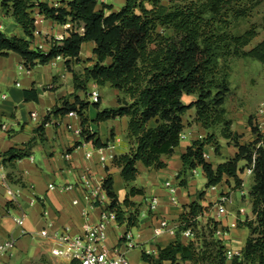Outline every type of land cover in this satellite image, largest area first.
I'll return each mask as SVG.
<instances>
[{
	"label": "trees",
	"instance_id": "obj_1",
	"mask_svg": "<svg viewBox=\"0 0 264 264\" xmlns=\"http://www.w3.org/2000/svg\"><path fill=\"white\" fill-rule=\"evenodd\" d=\"M261 0H126L119 9L106 13L111 5L98 7L99 0H62L50 5L42 0H1L6 14L21 24L27 37L7 34L0 28V54L11 51L23 57V65L32 68L62 55L67 68L73 71L72 62L80 60L82 44L94 41L96 61L78 74L74 71L76 89H86L90 80L99 84L110 82L123 92L117 106L98 108L95 122L128 116L131 147L113 157V164L121 168V175L129 188L120 200L114 176L109 172L103 186L109 195L110 207L116 212L119 223L128 227L139 224L140 212L124 208L135 205L131 195L143 193L133 184L139 174L138 161L155 168L167 165L163 154H172L179 145L185 128L184 115L196 107V120L208 130L203 137L194 139L182 153L183 167L178 173L180 183L186 185L194 169L201 167L207 177L206 186L216 185L226 175L242 182L239 170L253 166V184L249 191L253 218L239 224L250 228V235L242 255L231 259V264H264V150L256 139L241 142V135L232 129V120L226 116L225 101L231 90L230 71L233 58L252 57L264 63V37L249 47L259 33V25L252 23L242 32L233 30L241 19L250 17ZM59 23L73 22L70 34L61 39L52 38L48 51L34 47L35 10ZM83 29V30H82ZM27 98L38 99L36 88L25 90ZM196 99L186 103L184 94ZM89 100L75 95L73 102L64 99L56 105L55 115L75 110L82 122V135L94 139L99 146H107L90 128L87 109ZM44 122L37 128L42 135ZM222 124L221 135L229 138L238 151L216 166L205 156V146L213 145L219 152V135L213 130ZM36 139L23 147L13 146L1 153L4 165L30 156ZM79 144V142L77 143ZM245 160L244 167L239 165ZM108 169V167H107ZM132 183V184H131ZM206 190H200L197 199L186 204L179 218L176 238L159 246L158 254L143 249L142 257L154 264L191 260L193 264H228L226 244L216 236L219 222L209 217L204 226L199 217L209 212L211 205L203 204ZM191 228L194 237L183 239V230Z\"/></svg>",
	"mask_w": 264,
	"mask_h": 264
},
{
	"label": "crops",
	"instance_id": "obj_2",
	"mask_svg": "<svg viewBox=\"0 0 264 264\" xmlns=\"http://www.w3.org/2000/svg\"><path fill=\"white\" fill-rule=\"evenodd\" d=\"M42 1L50 5L62 3V0ZM125 3L126 0H99L98 7L111 5L105 10L106 13H110L119 10ZM0 11L8 15L2 7ZM34 14L36 27L33 46L45 51L51 48L52 38L61 39L68 36L74 27L73 22L59 23L45 17L38 9ZM8 16V24L0 22V28L7 34L27 37L21 24L13 16ZM95 45L92 40L83 42L80 60L72 62L73 71L67 68L65 57H54L47 63H38L32 68L22 69L23 57L19 53L11 51L8 54H0V156L13 146L23 147L31 139H36L30 156L18 159L14 164L4 165L6 180H0V239L14 237L16 244L11 251L1 255L0 264H79L78 260L54 254L52 249L58 245V241L53 236L42 235L40 231L45 227H48L50 233L68 228L72 234H80L84 232L86 223L93 224L99 221L102 206L93 199L85 198L84 173L90 175L96 185L104 181L106 175L111 172L120 200L127 195L129 188L122 178L121 168L113 164L111 157L105 161L100 159L101 153L97 148L102 146L97 145L94 139L86 140L83 137L79 114L68 112L55 115L52 112L56 105H62L64 99L73 102L76 94L82 99H91V91L101 85L112 88L106 97L100 92L101 106L119 104L120 91L110 82L99 84L90 80L86 89H76L74 71L81 74L86 67L94 65ZM230 81L232 82V75ZM32 88H36L38 99L26 97L25 90ZM196 98L194 94L183 95L186 103ZM94 106L89 104L87 109L91 130L96 132L95 137H100L102 142L115 143L112 148L103 146L105 147L103 152L116 155L129 151L131 147L127 137L129 117L122 116L95 122L98 108ZM33 113H36V118L33 117ZM185 115L183 130L185 137L181 138L172 154L162 155L167 163L165 167L155 168L145 165L142 161L137 162L139 174L133 184L144 191L131 195L130 199L135 205H124V208L139 209V224L128 227L126 223H119L117 219L109 222L108 236L104 244L112 255L118 252L125 253L131 264H154L143 259V249L158 254L159 246H165L176 238V232L169 230L156 235L154 227L162 217L169 219L171 224L178 227L185 205L197 199L200 190H206L202 202L205 205L210 204L211 209H214L211 213L214 216L212 218L227 230L223 238L227 248L242 253L250 235V228L239 224L246 218L254 217L250 193L245 188L249 176L252 175L248 174V167L239 170L242 182L238 185L233 176L226 175L218 184L207 187V177L201 167L193 170L194 174L189 177L186 185L180 183L177 175L183 167L182 153L194 139L203 137L208 132L201 122L196 119L188 121ZM245 115L246 113L243 114L242 111L234 114L241 117L237 122L243 124L239 125L235 117H232V111L228 113V117L233 120L232 129L241 135L240 141L250 142L244 134H251L253 141L258 133L246 122ZM256 115L257 123L260 115L258 112ZM46 116L49 118L40 135L37 128L44 122ZM3 123L7 124L6 129L2 127ZM219 140L221 143L219 152L215 151L213 145L205 146L206 158L215 166L234 157L238 151V147L230 142L229 138L220 135ZM88 152L92 154L88 155ZM245 162L241 160L240 167H244ZM168 181L176 187L174 195L176 200L172 198L173 193L167 186ZM49 183L73 186L68 189L50 188ZM8 185L13 189H20L17 199L11 200L7 193ZM238 193L241 194L242 201L249 202L251 207L249 211L240 204ZM222 194H227L230 200L226 204L227 212L219 214L217 201ZM154 196L159 198V203L155 209H151L150 200ZM24 213L26 214L24 222L20 225L17 219ZM202 217L205 216L202 215L199 219ZM233 223L236 225L232 226ZM183 239L187 241L189 238L183 235ZM164 264L193 263L191 260H180L176 263L167 261ZM228 264H231V259L228 260Z\"/></svg>",
	"mask_w": 264,
	"mask_h": 264
},
{
	"label": "built area",
	"instance_id": "obj_3",
	"mask_svg": "<svg viewBox=\"0 0 264 264\" xmlns=\"http://www.w3.org/2000/svg\"><path fill=\"white\" fill-rule=\"evenodd\" d=\"M58 58L63 57L62 55L57 56ZM22 69L26 67L21 65ZM91 96L94 101H97L100 97V91L98 87H95L91 91ZM258 114L260 119L257 121V127L259 133H261V138L258 141L257 145L262 147L264 150V102L258 107ZM71 114H78L75 110L70 111ZM36 113H33V117L36 118ZM2 127L7 128V124L3 123ZM82 131V129L80 130ZM182 137H185V134H182ZM115 146V143H108L106 147L112 148ZM105 147H98L100 151V159L102 161L107 160L109 157L113 159L115 156L113 153L103 152ZM92 152H88V155H91ZM206 156V154H205ZM248 174L253 173V166L248 167ZM0 180H6L5 166L2 162V157L0 156ZM103 182L99 184H94L90 175L87 173L83 174V183L86 188L85 198L93 199L99 205L102 206L101 217L98 222L85 224L84 232L80 234H72L68 228L55 230L53 233H50L48 227L41 229L40 233L44 236H53L57 241L58 245L53 247L52 252L56 255L67 256L71 259L78 260L79 264H131L129 257L123 253L118 252L115 254H110L109 249L104 244V240L108 236V225L110 220L116 219V212L109 205L111 199L107 194L106 189L103 186ZM73 184L57 185L55 183H49L50 188L60 187L61 189L71 188ZM167 186L173 193V200H176L175 192L176 187L171 182H167ZM7 193L10 196L11 200L17 199L20 195V189H13L9 185L7 186ZM229 196L227 194H222L217 201L218 213L223 214L227 212L226 204L229 201ZM78 200H75L77 202ZM159 203V198L154 196L150 200L151 209H155ZM25 213L22 214L17 219V222L22 225L25 218ZM236 223H233L232 226H235ZM176 232L177 226L171 224V221L165 217L159 219L158 224L154 227V232L156 235L161 234L164 231ZM183 235L188 238L194 237V232L191 228L183 230ZM227 234V230L221 226H218L216 229V236L224 238ZM16 244V239L14 237H9L6 239H0V257L1 255L11 251ZM226 255L228 259H232L237 255H242L238 250L232 248H227ZM161 264V263H158Z\"/></svg>",
	"mask_w": 264,
	"mask_h": 264
},
{
	"label": "rangeland",
	"instance_id": "obj_4",
	"mask_svg": "<svg viewBox=\"0 0 264 264\" xmlns=\"http://www.w3.org/2000/svg\"><path fill=\"white\" fill-rule=\"evenodd\" d=\"M0 22H2L4 25L8 24L9 22V16L2 14L1 11H0ZM252 23H256L259 25L258 28L259 33L249 47L254 45L256 42L260 41L264 37V0H261V2L255 7L253 14L250 17L241 19L240 21L236 22L233 26V30L236 32H242L243 30L248 28ZM2 30L4 31V29ZM230 63H231L230 77L232 75L231 83L233 86H231V90L228 93L224 104L226 107V116L227 118H229L228 113H231L232 111V115H233L232 117H235L236 123L242 125L243 123L237 122V120L240 119L241 117L234 116V114H236L238 111L240 112L242 111L243 114L246 113L245 115L246 122L249 125H254L256 124V116H257L256 112L258 111L257 108L261 105L262 102H264V63L252 57L233 58L230 61ZM98 89L100 92H102L104 97H106L110 94L112 88L109 86L101 85L98 87ZM122 93L123 92L120 91L118 97H122L123 96ZM89 100H90V104L94 106L95 101L92 98ZM100 107L104 108L105 106L100 105ZM196 115H197V109L196 107H192L190 111L186 113L185 117L187 118L188 121L190 120L192 121L196 119ZM237 124H235V127L237 126ZM222 126L223 125L219 123L216 124L213 128V130L216 131L219 136L221 135ZM246 127L247 126L245 125V128ZM244 135L247 137L248 141H251L252 139L251 134L245 133ZM252 180H253V175L249 176L247 180V184L245 188L248 191H250L251 186L253 184ZM237 197L240 201V204L245 206L249 211L251 208L249 202L242 201L240 193L237 194ZM213 210L214 209L212 208L211 211L203 215L205 217H202L198 221V223L205 226L208 223L209 217H214L211 215Z\"/></svg>",
	"mask_w": 264,
	"mask_h": 264
}]
</instances>
